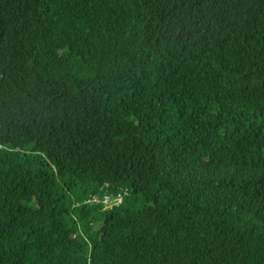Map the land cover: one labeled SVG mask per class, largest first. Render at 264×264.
<instances>
[{
	"label": "trees",
	"instance_id": "1",
	"mask_svg": "<svg viewBox=\"0 0 264 264\" xmlns=\"http://www.w3.org/2000/svg\"><path fill=\"white\" fill-rule=\"evenodd\" d=\"M0 264H264V0H0Z\"/></svg>",
	"mask_w": 264,
	"mask_h": 264
},
{
	"label": "built area",
	"instance_id": "2",
	"mask_svg": "<svg viewBox=\"0 0 264 264\" xmlns=\"http://www.w3.org/2000/svg\"><path fill=\"white\" fill-rule=\"evenodd\" d=\"M105 203L106 204H109L110 205V202L112 201L111 200V197L110 196H105ZM122 201H123V197H122V195H118V197L115 199V203L116 204H121L122 203ZM114 202V201H113ZM112 204V203H111Z\"/></svg>",
	"mask_w": 264,
	"mask_h": 264
}]
</instances>
